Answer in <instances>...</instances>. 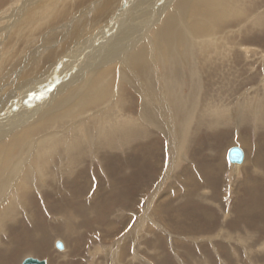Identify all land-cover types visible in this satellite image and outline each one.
Wrapping results in <instances>:
<instances>
[{
    "label": "rangeland",
    "instance_id": "374dc122",
    "mask_svg": "<svg viewBox=\"0 0 264 264\" xmlns=\"http://www.w3.org/2000/svg\"><path fill=\"white\" fill-rule=\"evenodd\" d=\"M24 1L27 0H0V31H9L8 38L0 41V79L2 81V76L6 79L7 72L22 70L29 49L35 45V48L40 47L41 37L55 36V31L59 30L54 40L49 39L54 45L48 50L52 49L53 53L42 56L41 61L29 66L22 76H32L31 70H45V66L58 58L59 66L62 65L65 71L63 69L55 81L57 84L65 81L62 83L66 86L59 94L53 92L51 96L49 92L46 98L43 95L37 99L34 97L33 103L27 106V119L20 124L1 122L0 132H16L37 119L40 128L48 129L52 119H58L53 124L56 126L50 128L51 132L59 130L60 134L65 131L67 134L70 126L79 119L87 118V124L97 110L113 109L112 101L115 100L116 104L117 99L122 104L114 110L120 112L112 113L118 120L122 119L121 115L123 118H139L140 104L144 103L142 92H151L146 79L155 82L161 77L174 76L167 73L171 67L170 62L166 63V49L158 48L155 41L147 39L148 36L143 38V31L139 29L141 24L133 29L135 35L127 38L126 45L140 36L139 41L121 51L124 53L121 62L120 59L113 60L110 42L117 36L114 33H120L126 25L134 26L138 20L135 4L147 2L150 8V0H129L121 4L120 0H107L106 10L101 9L103 13L98 10L99 6L97 9L92 6L86 10L89 16L76 26L79 31L86 25L89 27L80 40L71 44L73 37L60 40V29L69 30L65 23L75 18V10H81L80 0H59L50 4L51 11L58 7L53 10L55 16L47 17L46 12L42 19L32 20L30 23L36 24L34 35L28 34V30L32 31L30 27L18 28L21 19L16 10ZM87 1L83 8L93 0ZM168 1L163 0L156 11H161ZM194 2L197 4L196 0L191 4ZM221 2L226 3V8L222 6L221 10L231 13L229 21L216 20L208 15L202 17L194 5L183 13L186 30L190 34L194 32L192 36L197 34L200 37L197 47H193L191 64L194 66L188 68L184 64L186 67L181 68L185 79L182 92L185 95L190 93L187 76H199L200 86L196 95L197 110H194V116L191 114L193 119L191 117L186 134L181 136L183 139L180 135L175 138L174 143L178 139L179 144L182 141V149L177 150V144L173 146L176 150L171 149L173 133L169 129H156L139 120L134 127H144L145 135H124L126 139L114 143L112 149L96 147L94 151L78 152L81 157L76 153L62 160L59 154L53 156L48 167L53 177L49 175L45 184H31L28 197H23L24 202L12 209L10 216L3 219L5 223L0 221V264H20L26 257L45 260L47 264H264V125H255L251 117L238 119L244 105L255 108L261 101L264 104V24L259 26L253 22L258 16L264 18V0ZM110 6L115 9L112 15L108 12ZM117 17L121 19L113 24L111 19L116 21ZM130 18L132 20L128 21ZM198 18L207 21L204 23ZM140 21L145 23L146 19ZM199 22L201 28L203 24L204 27L197 32L194 26ZM119 23L123 27L114 32L113 27ZM58 26L61 28L55 29ZM152 27H148L147 34ZM137 44L146 52L157 53L151 58L157 63L155 67L151 68L146 60L147 73L125 64L131 63L126 61L127 55ZM61 46H65L63 51H60ZM105 51H110L105 55L107 58H104ZM83 68L86 71L81 74ZM123 70L132 80L131 84L121 79ZM57 73L59 69L50 76ZM101 73L103 76H99ZM78 74L81 77H76ZM87 76L95 85L99 77L101 82L104 81L97 96L84 93L81 98L78 96L70 103L58 106L60 109L51 116H42L44 111H50L51 106L57 107L55 100L59 96L72 86L78 87ZM1 87L8 89L6 84ZM25 101L28 103L29 99ZM23 107L26 106L21 103L17 111ZM206 107L222 112L223 121H212L208 125L203 120ZM41 132L40 135H44L45 131ZM86 136H90V131ZM30 138L26 134L13 146L2 149L0 178L4 172L6 176L12 167V170L17 169L20 177L28 172L27 167L18 169L16 163L22 153L21 147ZM232 147L244 152L243 165L237 171L227 160V151ZM28 160L36 168L34 158L28 156ZM209 172L213 177L208 175ZM190 178H193L192 183L188 182ZM13 197L14 194L11 196L8 191L0 210L8 202H13ZM56 240L63 243L62 251L55 248Z\"/></svg>",
    "mask_w": 264,
    "mask_h": 264
},
{
    "label": "bare ground",
    "instance_id": "6f19581e",
    "mask_svg": "<svg viewBox=\"0 0 264 264\" xmlns=\"http://www.w3.org/2000/svg\"><path fill=\"white\" fill-rule=\"evenodd\" d=\"M38 1L39 0L24 1L23 4H21L20 7L18 6V8L16 10V11H18V13H16V14H18L20 16V19H21V22L19 21L20 25L18 28H21V26H23V25L25 26V28L30 27V29L32 31H29L28 29L27 30H28V34L30 32L32 33L31 35H34L33 33L35 31L36 24H31L30 22L34 19H37V18L42 19L46 12H47V17H50L52 15L54 17L55 12L53 13V10L56 11V9L58 7L53 8V10L51 11L52 8H51L50 4L54 5L55 3L59 2V0H40V2H38ZM86 1L87 0H80L78 2V5L81 6V10L80 11L75 10L76 11L75 12L76 13L75 14L76 20L73 21L75 19L74 18V19H71L70 21H68V23L67 22L65 23L69 30H62V29H60L61 27H59V26L55 28V29H60V31L62 33V34L60 33V35H59V37L61 38L60 40H65L68 37L71 39V37H73V39L70 41V44H71L72 42L74 43L83 37V35H84L83 32L86 31L87 30L86 27H89V26L86 25L84 28L82 27L80 31L77 30L76 26L79 25V21L83 22L84 18L87 17V15L89 16V14L86 10H88L92 6L94 8L96 7V9L99 6L98 10L100 11V13L102 12L101 9L106 10L107 0H93L92 4L88 3L90 5L86 8H83V4ZM123 1L126 3V1L128 2L129 0H120V4ZM145 1H147V0H145ZM150 1H151L150 2V4H151L150 8H149V4L147 2H142V1L140 4H135V7L133 6L134 10L138 12L135 14L136 19H138V20H136L137 22H135L134 26L126 25L125 29L123 31L121 30L120 33H118V34L117 33L115 34L114 32L116 31V29L118 30L119 28L123 27V26H121V23H119L115 27H113L114 32H112V33H114V35H117L115 40L113 42L112 41L110 42L112 44V47H113V50L111 51V53L114 55L113 60L120 59L119 62H121L123 60L122 57L124 55V53H121V51L123 49L126 50V48L127 49L130 48L131 46H133L135 43H137L139 41L138 39L140 38V36L132 44L126 45L128 43L127 38H131L133 35H135L133 29L138 28V24H141L139 29L141 31H143L142 37L144 38L145 36H148L147 39L150 41H155L154 43L157 44L158 48L164 47V49H166V51L168 53V59H167L166 63L170 62L169 67H171L170 72L168 71L167 73L174 75V76H167L165 78L161 77L159 80H157L155 82H150L148 79H146V85L150 86L151 92H147V91L142 92V100H144V103L140 104L141 110H140V113L138 116L139 118H133V119L125 118V117L123 118V116L121 115L119 117H122V119L118 120L116 118L117 115L115 116V114H117V113H115V112H118L119 110L115 111L114 109L116 108V106L119 107L120 104H122V103H120V101L117 99L116 104H115L114 103L115 100L113 99L114 101H112V104L115 105L114 108L111 109L112 107L111 108L108 107V109L105 111H103L101 109L103 112H99V110H97L95 112L94 116L91 117L92 119L88 120L90 122H93L91 126L88 125L90 122L87 124L85 123V120L87 118L84 117L82 119H79L81 121L78 120L77 123L75 122V124H72V126L69 125L70 128L67 130L68 131L67 134H66V131L64 133L60 134L59 130H57V131L55 130V131L51 132L50 128L52 126H56L53 124L58 122V119H56V121H55V119H52L51 117L50 118L53 121H52V123H50V125H49L50 128H48V129L40 128L41 125H39V123H38L39 121L37 119L35 121V123L31 122L28 125H26V126H28L27 128L23 127L20 130H18L19 129L18 128L17 129L18 131L16 130V132L7 131V130H5L4 132H0V152L2 151L3 148L8 147L9 145L13 146L14 144H16L19 141V139L21 138V136L24 137V136H26V134L29 135V138L32 136V138L27 139L25 141L24 146L21 147V150H22V153L20 154L21 157L19 155L18 162L16 163V164H18V169L21 168L23 170L24 167H27L28 172L24 173L20 177L17 174V169L15 170V168H14V170H12L13 169V167H12L11 170L9 171V173L6 174V176H4V173H5L4 172L2 177L0 178V204L4 201V197L6 196V193L8 191L11 192V196L14 194L13 202L12 201H10V203L8 202L7 204H5V207L0 210V213H1L0 214V221H2V223H5V222H3L4 218L6 219L8 216H10V212H12V209L16 208V206L18 207V203L22 204L24 202L23 197H28L26 195L30 192L31 184H33L35 182H38L39 184H41V183H44L46 180L50 179L49 175H51V174H49V172H48V167H49L50 161H52L51 158L53 156H56L59 154L60 158L62 157L61 158V160H62L66 156H67L66 159H68L69 157L71 158L72 155H74L78 152L79 153H81V152L84 153V151L87 152V149H88V152H89V150L94 151V150H96V147H98V149L99 148L101 149V147L106 148L108 150L112 149V147L115 145L114 143H117L118 141H119L118 143H120L122 140L124 141L126 139L127 135H129V136L132 135V136H136V137L145 135L146 131H145L144 127L140 128V129H136L134 127L139 120H141L143 123H147L149 126H153L156 129H162V130L164 128L169 129L170 132L173 133L172 141H171V144H172L171 149L172 150L182 149V144H181L182 141L180 142V144H181L180 145L179 144L180 139L177 138L178 141L176 143H174L175 138L179 137V135H180V138H181V136L184 137V135L186 134V130L189 126V123H190V121H192L191 117L193 119V116H194L193 113H195L194 110H197L196 108H197L198 100H197L196 95H197V92H199L198 87L200 86L199 76H187L188 79L190 80L189 81V89H190L189 92L190 93L188 92L189 94L185 95L182 92V90H183L182 88L184 87L183 84H184L185 79H184V71L181 68L185 66L184 64H186L188 68L194 66L193 64H191V59L193 58V54L195 52V49H193V47H197L198 38L200 37L199 35L197 36V34H196V37L192 36V33L194 34V32L191 31L192 33L190 34L189 31L186 30V27H185L184 22H183V19H184L183 16L185 14L183 15V13H187L192 5H194V8H196L197 12H199L203 15V16L200 15V17L201 16L206 17V15H208L210 17H213V19L216 18V20L218 19V20L229 21L230 17H231V13H229V11H225V10L222 11L221 10L222 6H223V8H226V5H225L226 3L221 2V0H216V1L204 0L202 2L200 0H196L197 4H196V2L191 4V1H194V0H169L167 5L164 6V8L161 11H156V10H158V7L163 0H161V1L157 0L154 3H153V0H150ZM158 1H159V3H158ZM136 3H139V2H136ZM171 3H172V5H171ZM146 6H148V7H146ZM53 7H55V6H53ZM231 9H233V7ZM114 10L115 9H112V7L110 6L108 9V12L111 13V15H112L115 13ZM169 10H172L173 12L170 13ZM216 11H220V13L216 14L215 13ZM56 14H58V13L56 12ZM160 14H161V17H159ZM90 18H91V16H90ZM153 18H154V20H153ZM119 19H121V17H117L116 21H115V19H113V20L111 19V22H113V24H115V22L117 23V21ZM141 19H144V20L146 19V21H144L145 23L141 22L140 21ZM198 19L204 23L207 21L206 19H201V18H198ZM130 20H132V18H130L128 21H130ZM155 20H156V22H155ZM193 20H194V17H193ZM153 21H154V23H153ZM263 21H264L263 16H258L256 18V21H253V22L255 25L258 24L259 26H263V24H264ZM213 22H215V21H213ZM151 23H153V24L151 25ZM208 23H211V22H208ZM215 24H217V23H215ZM62 26H64V25H62ZM151 26H153V27L150 30L149 34H147L148 27H151ZM15 27L17 28V26H15ZM194 27H195V30H197V32H198V30H200L204 27V24L202 25V28H201L200 22L195 23ZM187 28H189V27H187ZM58 31L59 30L55 31L56 32L55 36L51 35L49 37V36L45 35L44 37H41L42 44L40 45V47L35 48V46H36L35 45L31 49H29V51L27 52L28 54L26 56V60H25V62L27 61L25 64L26 66L22 70L18 69V70H13V72H7V73H9L6 76L7 81H6V79L3 78V76H2V81L0 79V123L5 121V125H6V122L8 123V125H10L9 124L10 122H12L13 124L14 123L20 124L23 120L27 119L28 112H29L27 109V106L29 104L33 103L32 99L34 97H36V99H37V97H39V95H43V97L46 98V97H48L47 95L49 92H50V94L53 92H56L59 94L63 89H65V86H66V85H64L65 81H60V83H58V84L55 81L56 77L58 75L62 74V70L64 69L62 67V65L59 66L60 61L57 60L58 58H56L55 61L52 64H50L49 66H47V67L45 66L44 67L45 70H41V69L31 70V71H29V73H33L32 76H22V74L28 70L29 66L33 67L34 65L39 63L42 59L41 58L42 56L50 55L51 53H53V52H51L52 49L48 50L50 48H53L51 46L54 45V43L51 44L52 41L49 39L54 40L55 37L58 36V33H57ZM8 32L5 29L0 31V41L1 40L5 41L8 38L7 37ZM137 32L139 33V30ZM108 33H110V31ZM149 37H151V38H149ZM46 38H48V39H46ZM38 39H40V38H38ZM2 45H3V43H2ZM61 45H62V42H61ZM63 45H65V44H63ZM65 46H61L60 51H63ZM66 47L68 48V46H66ZM138 47L139 46L137 44L135 47V50H133V52L131 54L127 55L126 61L131 62V63H125V64H127L128 66H130L131 68H133L135 70L138 68V69H140L141 72L146 71V73H147L148 69H147V61L146 60H148V65L151 68L155 67L157 63L152 61L151 58H153V56L157 55V53L154 51H147L146 52L143 46H140L139 48ZM157 47L155 46V48H157ZM2 48H3V46H2ZM58 48H60V46ZM163 52H165V50ZM62 53L63 52H61V53L59 52V54H62ZM108 53H110V51H105L104 58H107V56H105V55H107ZM198 53H195V54H198ZM66 55H68V54H66ZM100 57H101V55H100ZM1 58L2 57H1V53H0V59ZM65 61H67V60H65ZM192 61H193V59H192ZM150 62H152V63H150ZM158 62H160V61H158ZM161 62L163 64V61H161ZM169 67H168V70H169ZM58 69H59V73L50 76L52 72H54V71L57 72ZM63 71H65V69ZM85 71H86V68H83L82 71H80V72H81V74H82V72L84 74ZM90 74L91 73H89L88 76H90ZM190 74H191V72H190ZM120 75H121L120 76L121 79H125L129 84L132 83V80L130 78H127V72L126 71L123 70ZM88 76L85 78L84 81H82V83L78 84V87L69 86V87H71V89L67 90V92H65L64 95L59 96L57 98V100H55V104H57V107L54 108L51 106L50 111L49 110L44 111L42 116H45L46 114H47V116L48 115L51 116V114L53 112L60 109L58 106L68 104L71 101H73L74 99L82 96V94H84V93H90L92 96H97L98 95L97 93L102 91L101 88H103L102 83L104 81L101 82L100 77H99L98 84L95 85L93 82L91 83V79ZM99 76H103V73H101ZM145 76H146V74H145ZM76 77H81V76H80V74H78V76H76ZM70 78H72V77H70ZM62 82H64V83H62ZM4 84L8 85V89H5V88L3 89L1 87ZM9 91H10L9 94H6V95L4 94L5 92H9ZM51 96H52V94H51ZM50 97L48 98L49 100H50ZM26 98L29 99L28 103H26V101H25ZM262 102L263 101L259 102L257 104V107H255V108L254 107L250 108L251 105L249 106V105L242 104L241 107H244V106L245 107L241 108V110H240L241 113L238 112L239 113L238 119L239 120H246V119H248V117H251V119L254 120L253 123L255 125H258L257 123H259V125L260 124L264 125V104ZM21 103L23 104V106H26V107H23L21 111L20 110L17 111V107L20 106ZM253 105H254V103H253ZM12 109H14V111H17V112H14ZM213 109L214 108H212V110H211L209 108V110H208V108H207V110L205 111V113L203 115V120L208 125H211L210 123L212 121H213L212 123L217 122V120L223 121L222 117L224 115H222V112L220 113V112H217L216 109H215V111ZM31 110H34V107H32ZM116 110H117V108H116ZM112 112H114L115 114H113ZM191 114L193 116H191ZM247 115H250V116H247ZM166 125H167V127H166ZM203 125H205V124H203ZM35 126H37V127H35ZM40 131H42V132L45 131L44 135H40ZM88 131H90V136H86ZM13 132H14V134L12 135ZM38 133H39V136L36 137L38 135ZM124 135H126V136L124 137ZM26 138H28V137H26ZM123 138H125V139H123ZM116 139H117V141H116ZM181 139H183V138H181ZM127 140H128V138H127ZM113 141H115V142H113ZM103 143H104V146H102ZM176 144L179 146L175 147L176 148L175 149V148H173V146ZM22 156H24V157H22ZM28 156H30L31 159L34 158L35 166L37 169L34 168L32 163L29 162ZM85 156H87V155H85ZM79 157H81V155ZM243 161H244V159H243ZM241 164H230V165L232 166V168L234 167V171H237L239 166H241ZM218 168H219V172H220L221 168L220 167H218ZM70 169H68V170H70ZM46 173L48 175H46ZM209 173H208V175L213 177V174L211 172H209ZM239 174L240 173L238 172V175ZM215 175H217L216 172H215ZM192 181H193V178H190V180L188 182L192 183ZM245 183H246V181H245ZM17 215H18V213H17ZM29 217L30 216H28V218ZM31 217H33V216H31ZM5 221H7V220H5ZM0 226H1V223H0ZM69 226H70V224H69ZM71 227H72V225H71ZM68 228L70 229V227H68ZM4 230H2V231H4ZM55 242H54V244H55Z\"/></svg>",
    "mask_w": 264,
    "mask_h": 264
},
{
    "label": "water",
    "instance_id": "95a60500",
    "mask_svg": "<svg viewBox=\"0 0 264 264\" xmlns=\"http://www.w3.org/2000/svg\"><path fill=\"white\" fill-rule=\"evenodd\" d=\"M244 159V152L238 147H232L227 151V160L230 164H241ZM55 248L59 251L64 249L61 241L57 240L54 244ZM20 264H47L45 260H39L33 257L24 258Z\"/></svg>",
    "mask_w": 264,
    "mask_h": 264
}]
</instances>
